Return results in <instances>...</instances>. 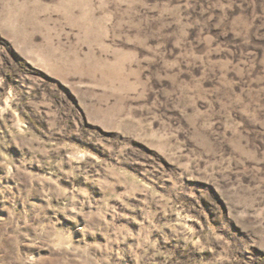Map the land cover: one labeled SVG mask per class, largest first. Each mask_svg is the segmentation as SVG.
Wrapping results in <instances>:
<instances>
[{
  "label": "rangeland",
  "instance_id": "rangeland-1",
  "mask_svg": "<svg viewBox=\"0 0 264 264\" xmlns=\"http://www.w3.org/2000/svg\"><path fill=\"white\" fill-rule=\"evenodd\" d=\"M0 264H264V0H0Z\"/></svg>",
  "mask_w": 264,
  "mask_h": 264
}]
</instances>
